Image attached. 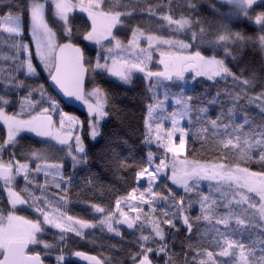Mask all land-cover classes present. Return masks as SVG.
Listing matches in <instances>:
<instances>
[{
  "label": "trees",
  "instance_id": "1",
  "mask_svg": "<svg viewBox=\"0 0 264 264\" xmlns=\"http://www.w3.org/2000/svg\"><path fill=\"white\" fill-rule=\"evenodd\" d=\"M27 2L14 0L11 6L16 3L24 6ZM100 8L120 15L121 25L117 26L114 35L123 43L136 31L160 38L185 39L166 24L169 19L188 20L191 28L186 33L191 37L194 30L200 29L203 32L201 40L205 43L200 45L197 41L192 48L205 55L216 54L231 73L230 77L214 81L201 78L200 82L189 83L180 92L168 88L169 92L181 95L188 107L184 129L186 136L195 143L187 151L196 150L188 159L205 163L227 157L231 164L241 167L242 152L250 155L264 146V102L261 100L264 49L259 42L264 38V21L258 22L257 17L264 16V3L250 9L257 24L253 20L229 18L226 13L229 8L215 0H103ZM48 18L62 41L60 28L51 21V14ZM92 25L86 12H75L69 19L70 37L66 40L83 48L89 69L87 90L94 86L104 93L107 115L112 116L104 122L98 141L87 142L91 149L89 162L78 166L73 173L71 161H65L61 177L38 173L36 167L40 164H61L56 160H25L26 154L44 144L26 133L5 149L1 160L30 164L26 177L17 178L14 186L24 204L18 212L40 226L42 232H38L35 240L41 239L50 246V249L36 246L30 251L43 256L52 254L53 257H43L50 264H54V256H73L78 251L104 257L109 264H132L133 257L148 250H151L150 259L155 264H241V257L247 264H264V221L259 212L252 204L239 206L232 201L234 196L214 185L203 187L202 197L195 191L185 196L184 192L175 190L174 197L160 193L164 206L160 205L151 210L150 216L146 215L149 224L143 235L140 226L134 234L124 229L120 236L93 230L83 237L55 233L44 226L45 211L98 222L100 216L94 215L87 205L102 202L113 211L117 204L112 205L114 195L124 194L131 187L133 174L138 175L137 166L148 163L146 153H160L146 142L148 110L154 102L149 88L145 91V85L134 75L130 84L124 85L106 72L93 71L99 49L87 41ZM225 35L229 37L226 42L227 39H221ZM217 39L221 46L214 50L212 44ZM26 58L22 44L18 45L15 37L0 31V99L11 97L14 102L9 109L13 112H6L3 107L0 111L20 117L22 121L45 112L54 115L56 113L50 111L54 107L59 109V117L70 113L82 120L88 115L66 106L57 98L49 86L50 74L42 71L36 58L33 62L38 74L30 75ZM17 98L22 103L15 109ZM2 127L0 124V136L4 135ZM112 128H119L120 135L127 141L120 149L127 169L119 172L111 164L105 170L96 155L106 137L111 135ZM107 159H111V153ZM67 174H72L71 185L67 183ZM135 190L133 188L131 192ZM157 190L162 191L161 187ZM179 197L185 198L181 201ZM11 211L10 200L0 187V219L9 216ZM143 219L147 221L145 217ZM141 236L150 241L146 243ZM67 264L76 263L69 259Z\"/></svg>",
  "mask_w": 264,
  "mask_h": 264
},
{
  "label": "rangeland",
  "instance_id": "2",
  "mask_svg": "<svg viewBox=\"0 0 264 264\" xmlns=\"http://www.w3.org/2000/svg\"><path fill=\"white\" fill-rule=\"evenodd\" d=\"M102 1L103 0H48L50 14L52 16L51 21L60 28L62 41L59 39L55 27L50 24L48 16L45 23L43 20H39L38 15L34 13V18L40 23V27L37 29L36 60L44 73L51 74L54 68L55 55L59 46L70 37V16L77 11H83L88 14L93 24L87 41L92 46L99 49L92 69L94 72L103 71L108 73V75L118 83L128 85L124 83V80L128 77L125 76L122 79L121 73L124 72L130 64L135 63L140 57H144L146 62L147 57L155 56H159L163 61L177 56L182 62L183 67L181 68H175V66L167 63L160 65L158 61L155 62L154 71L159 72L163 67L164 71L169 73V79L172 78L171 73L183 70L184 66L190 62L197 63L196 65H198L193 71H200L202 73V78L210 81L231 76L224 61L218 59L214 53L212 55H205L198 51L201 57H203V61L195 59L193 53L197 51L192 48L193 44L197 41L200 45H205V43L201 40L203 32L200 29L198 31L194 30L191 37L186 33L191 28L188 20L169 19L166 25L172 27V30L176 31L179 35L188 38L189 41H186V38L181 39V37L178 39L160 38L155 35H145L142 32L136 31L127 42L123 43L114 35L117 26L121 25L120 15L101 10L100 5ZM226 13L231 19H248L253 20L254 23L257 24V18L252 19L250 9L248 8H246V11H242L239 7L229 8ZM257 17L258 22L264 21V16L260 15ZM0 31H2V29H0ZM226 37L227 40H225V42L229 39L228 35ZM218 39L212 44L214 50L220 49L221 43ZM109 41L112 42L109 43ZM129 41L132 42V47H129ZM259 42L264 49V38H260ZM224 44L225 43L222 45ZM188 45H190V47H188ZM209 60L217 61L218 63L209 64L207 63ZM26 62L27 65L29 62L32 64V71L29 72L27 70V72L30 75H37L38 70L30 54H27ZM221 69H226V71ZM187 74H191V72ZM162 79L163 78L160 76L150 77L151 83L149 85V91L153 96L154 102L149 106L148 110L147 140L149 141V145L156 147L160 153L163 149L158 147V142H163L173 149L177 157H183L185 152L183 141L186 136L184 126L187 123L188 107L181 95H176L173 93L174 91H168L167 84L166 82L162 83ZM84 98L97 110L95 116H97V124H99V113L105 112L107 115L106 96L99 88L93 86L86 91ZM261 100L264 102V94H262ZM50 111L56 113L57 108L54 107V109ZM21 121L20 117L0 111V122L9 130V136L12 134V129L20 125ZM59 121L60 124L66 122L71 129H75V136L77 138L80 136L79 126L81 119L79 117L70 113H63L60 115ZM2 123L0 124L2 125ZM60 124L57 125V131H60ZM177 131L181 133L180 146L169 143ZM69 143L74 144L75 141L69 139ZM197 163L203 164V162L198 161ZM0 166H6L11 169L10 178L7 181L0 180V187L5 191L12 206L10 215L0 219V258L6 245L10 241L29 240L33 242V248L41 246L43 249H50V246L44 241H41V239H39L38 242L35 240L38 232H42L40 226H37L34 220L31 219L29 221L18 212V208L23 207L24 204L14 186L17 178L26 177L30 171V164L16 161L3 162L0 160ZM190 167V164L185 165L186 169ZM236 168L237 174L234 178L224 179L220 176L218 170H211L206 172L210 173L209 175L217 176V179H201L199 183L202 184L203 187L214 185L219 189L227 191V195L234 196L232 201L239 206L245 207L251 204L254 205L256 212H259L264 221V178L255 176L242 167L236 166ZM36 171L53 177L62 176L61 165L58 164H40L36 167ZM161 171H164V169L161 168ZM155 175V171L148 172V176L150 177H155ZM143 179L144 177L140 178L139 184L146 185V180ZM167 181L168 180H165L163 176H161L158 182L155 183L151 193H146L145 191L138 192L135 190L123 201L117 202L114 210L111 212V230L105 222H101L102 219H105L102 217H100L98 222L93 223L71 216L57 214L52 211L44 212L42 223L52 232L72 234L78 237H83L84 234L96 229L120 236L122 234L120 220L123 216H128L136 222L137 227H141V230H143L141 234L143 235V233L147 231L146 229L149 224V219H147L146 215L150 216L151 210L156 209L163 202L162 198L157 195L156 190L160 187L162 182L166 183ZM193 183H196V181L193 180ZM162 189L172 190V188H168L165 184ZM173 190L176 189L173 187ZM129 203L131 207H128ZM103 211L104 209H101V212ZM144 217L147 221L143 219ZM140 238L146 243L150 241L147 237L141 236ZM30 252L36 253L33 251ZM150 254H152L151 250L138 254L136 259L133 260V264L141 263V258L145 255L150 258ZM44 256L53 257V255L49 253H45ZM60 257H62V255ZM54 258V264H58V257L54 256ZM240 263L247 264V261L241 257ZM153 264L155 263L153 262Z\"/></svg>",
  "mask_w": 264,
  "mask_h": 264
},
{
  "label": "snow or ice",
  "instance_id": "3",
  "mask_svg": "<svg viewBox=\"0 0 264 264\" xmlns=\"http://www.w3.org/2000/svg\"><path fill=\"white\" fill-rule=\"evenodd\" d=\"M225 2L231 4L235 3L242 11H246L245 4L250 3L251 0H225ZM14 0H0V29L3 33L10 34V37H15L17 44H22L25 54H31V59H35L37 55V29L40 27V23L34 18V13L39 17V20H43L46 23V18L50 14V7L48 0H28V2L21 6L16 3L14 6ZM260 7L258 3L255 5ZM226 36H222L221 39H226ZM112 41H109L111 43ZM129 47H132V42H128ZM190 47V45H188ZM18 54L20 48L17 49ZM196 60L203 61V57L197 51L193 53ZM158 61L160 65H164L165 62L159 58L147 57L146 62L144 57H140L135 63L130 64L124 72L121 73V78L125 76L128 78L124 80L125 84H130L131 76H137L140 83L145 85V91H148L151 83L150 77L160 76L162 77V83L166 82L168 88H175L177 92L186 89L189 83L196 84L201 81L202 73L200 71H193L191 74H187L185 71H176L171 73L172 78L169 79V73L164 71L162 67L159 72L154 71L155 62ZM209 64L218 63L217 61L209 60ZM27 70L32 71V64L29 62ZM226 71V69H221ZM147 81V83H146ZM151 94V93H150ZM190 99V97H188ZM13 99L7 97L0 99V107H3L6 112H13L9 110L10 106L13 105ZM22 102L19 98L15 102V109ZM147 109V105H145ZM207 111V109H203ZM99 124H97V116L85 115L80 121L79 132L80 136H75V129H71L66 122L60 124L59 121V109L53 117L47 119H35L31 123L20 124L12 129V134L9 136V130L3 125L4 135L0 136L3 138V142L0 143V160L3 159L5 149L9 145H13L18 142V137H21L24 133H31L32 136L40 138L44 141V144L40 149H32L30 153L25 155V160H56L61 164V174H64L65 161L70 160L73 173H75L78 166L87 164L89 162V151L90 146L88 141H98V137L103 131V122L112 117L110 114L106 115L105 112L99 113ZM120 122V121H118ZM60 124V131H57V125ZM147 135V130L145 132ZM181 133L179 131L173 136L170 144L177 146L181 145L180 139ZM69 139L75 141L74 144L69 143ZM149 142V141H146ZM195 141L191 140L190 137L185 136L183 141L184 156L177 157L173 149L163 142H158V147L162 148L163 151L159 155L151 152L146 153L149 160L147 165L137 166V174H133L131 187H129L124 194L114 195L112 205L114 206L117 202L123 201L128 193L134 189L139 191H145L151 193L156 182L161 176L165 180H171L172 186L180 192H184L185 196L195 191L198 197L203 196V185L199 183L201 179H217L215 175H205L206 171L218 170L220 176L224 179L234 178L237 174V168L231 164L227 157L220 159L218 162H205L203 164L197 163L195 159L189 160L188 157L194 156L196 150L193 148L192 152H188L187 149L194 144ZM127 141L120 135L119 128H112L111 135L106 137V141L99 147L96 153L97 159L101 162V166L106 170L108 165L111 164L113 168L119 172L127 169V163L120 154L122 145H126ZM109 153H111V159H107ZM240 160L243 162L241 167L252 173L255 176L264 178V146L252 154L241 153ZM190 164V168H185V165ZM161 168L164 171H161ZM149 171H155V177L148 176ZM144 177L146 185L139 184L140 178ZM123 179V177H120ZM193 180L196 183H193ZM67 183L71 185L72 174H67ZM185 197H179L182 201ZM93 211L94 215H99L102 218L101 222H105L108 228L112 229L111 224V212L112 209L102 202L97 204L95 202L87 205ZM131 207V204H128ZM101 208L104 209L101 212ZM94 226V225H93ZM79 253L73 256H62L58 257V264H67L69 259H79ZM136 259V257H133ZM148 260V256L145 255L141 258V264Z\"/></svg>",
  "mask_w": 264,
  "mask_h": 264
},
{
  "label": "water",
  "instance_id": "4",
  "mask_svg": "<svg viewBox=\"0 0 264 264\" xmlns=\"http://www.w3.org/2000/svg\"><path fill=\"white\" fill-rule=\"evenodd\" d=\"M215 1L228 8L238 7L235 3L229 4L225 0ZM258 3L261 5L264 3V0H251L250 3L246 2L245 7L252 9ZM54 61V68L49 78V86L53 93L66 106L89 116L96 115L97 110L84 98L87 91L89 69L85 63L83 48L72 41H66L59 46ZM196 67L194 62H190L184 66L183 71L190 73ZM53 116L51 113H41L22 121L20 124H27L33 122L35 119H47ZM26 134L32 136L31 133ZM34 138L40 139L38 137ZM10 175L11 169L9 167L0 166L1 181H7ZM120 223L128 233L134 234L136 232V223L130 217L123 216ZM30 248L31 242L29 240L8 242L0 258V264H50L44 260L41 254L30 253ZM76 253L80 255L79 259L74 260L76 264H102L101 260L92 253L85 251H78ZM143 264L151 263L147 260Z\"/></svg>",
  "mask_w": 264,
  "mask_h": 264
},
{
  "label": "flooded vegetation",
  "instance_id": "5",
  "mask_svg": "<svg viewBox=\"0 0 264 264\" xmlns=\"http://www.w3.org/2000/svg\"><path fill=\"white\" fill-rule=\"evenodd\" d=\"M175 60V61H174ZM164 62L165 63H167V64H170V65H172V66H175V68H181V67H183L182 66V62L180 61V59L179 58H177V56L176 57H174V58H168V59H165L164 60ZM197 64V63H196ZM196 66H198V65H196ZM92 105V104H91ZM205 174H207V175H209L210 173H208V172H205ZM165 184V186H167L168 188H172V190L170 189V190H167V189H162V187H163V185ZM160 187H161V189H162V191H158V190H156V193H157V195L159 196V195H162V194H160V193H166L168 196H172V197H174L175 196V190H173V186H172V183H171V180L169 181H167L166 183L165 182H162L161 183V185H160ZM159 188V187H158ZM157 188V189H158ZM161 198H162V200H163V197L162 196H160ZM163 202H164V200H163ZM161 203L160 205H162V206H164L163 204L164 203ZM131 218V217H130ZM132 219V218H131ZM136 223V222H135ZM137 226V225H136ZM122 227V226H121ZM122 229H123V227H122ZM96 230H98V229H96ZM125 230V229H124ZM99 231H102V230H100L99 229ZM126 231V230H125ZM112 235V234H111ZM114 236H117V235H114ZM36 242V241H35ZM33 247V242H31V248ZM30 248V249H31ZM97 256V255H96ZM44 257V256H43ZM100 260H101V263L102 264H109V262H108V259H105L104 257H100V256H97ZM148 260L150 261V263L151 264H153V261L150 259V258H148ZM46 261V260H45ZM146 261H144L143 263H145ZM110 264H112L111 262H110ZM133 264V263H132ZM136 264H141L140 262L139 263H136Z\"/></svg>",
  "mask_w": 264,
  "mask_h": 264
}]
</instances>
